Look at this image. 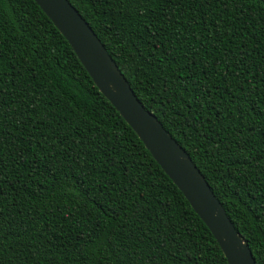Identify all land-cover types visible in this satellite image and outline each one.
<instances>
[{
  "label": "trees",
  "instance_id": "trees-1",
  "mask_svg": "<svg viewBox=\"0 0 264 264\" xmlns=\"http://www.w3.org/2000/svg\"><path fill=\"white\" fill-rule=\"evenodd\" d=\"M264 264V0H68ZM0 264H227L34 0H0Z\"/></svg>",
  "mask_w": 264,
  "mask_h": 264
},
{
  "label": "water",
  "instance_id": "water-1",
  "mask_svg": "<svg viewBox=\"0 0 264 264\" xmlns=\"http://www.w3.org/2000/svg\"><path fill=\"white\" fill-rule=\"evenodd\" d=\"M68 42L99 92L131 127L147 151L203 221L227 264H256L225 209L189 154L137 99L107 50L68 0H34Z\"/></svg>",
  "mask_w": 264,
  "mask_h": 264
}]
</instances>
